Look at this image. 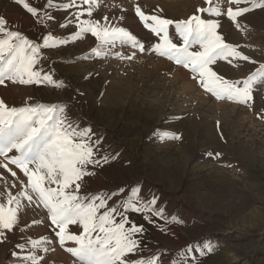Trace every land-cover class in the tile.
Here are the masks:
<instances>
[{"label":"rangeland","instance_id":"obj_1","mask_svg":"<svg viewBox=\"0 0 264 264\" xmlns=\"http://www.w3.org/2000/svg\"><path fill=\"white\" fill-rule=\"evenodd\" d=\"M25 2L38 9L36 17L15 0H0V17L8 30L34 42L42 43L49 33L65 41L42 49L36 65L59 86L5 79L0 99L9 107L66 106L80 128L91 130L93 141H102L98 155L107 153L109 162L89 166L95 174L84 178L80 195H106L122 188L123 195L109 200L117 207L131 197L133 188L145 200L156 197L163 218L153 217L154 224L135 212L126 213L144 228L141 258L155 253L162 264H264V81L254 84L247 103L216 99L194 73L153 51L159 38L135 14L140 6L146 15L180 21L200 15L198 8L220 9L222 15L205 13L202 18L217 21L225 42L254 63L218 58L211 67L229 81L242 82L264 65V7H253L264 0L242 3L240 7L250 10L235 23L226 15L227 8L236 7L229 0H213L211 5L205 0H98L91 18L82 0L67 10L63 5L69 0H52L51 7L48 0ZM79 11L85 12L81 20L100 21L102 26L108 17L110 26L128 30L144 51L121 40L101 46L90 33L72 40ZM169 36L180 43L174 25ZM97 48L100 55L93 52ZM9 167L17 176L0 168V202H6L7 191H21L27 179ZM22 204L17 225L0 236V264H29L22 258L33 252L42 257L40 264H78L65 251L74 244L59 245L58 229L43 205ZM69 231L82 230L70 225ZM43 238L50 241L43 245L47 251L33 249L30 242Z\"/></svg>","mask_w":264,"mask_h":264},{"label":"snow or ice","instance_id":"obj_2","mask_svg":"<svg viewBox=\"0 0 264 264\" xmlns=\"http://www.w3.org/2000/svg\"><path fill=\"white\" fill-rule=\"evenodd\" d=\"M15 2L33 17L38 15V9L25 0ZM212 2L213 0H205L208 5ZM245 2L247 0H229L230 4L236 5L235 8H227L229 20L235 23L238 17L250 10L240 7ZM82 3L89 5L86 15L91 18L92 8L98 6V0H82ZM48 6H52V0H48ZM74 6L78 7L76 0H69L63 5V9ZM257 6L264 7V3L253 4V7ZM197 12L200 15L172 21L156 15H146L140 6L135 7V14L144 27L159 38L160 42L153 46L157 55L190 70L195 74L194 78L199 79L200 86L216 99L247 103L252 99L254 84L258 80L264 81V65L242 82H232L220 76L211 67L218 58L254 61L238 51L237 46L225 42L218 32L220 25L217 21L202 18L205 13L220 16L223 14L220 9L209 6L198 8ZM84 15V11L76 13L78 31L73 34L72 40L90 33L101 46L121 40L130 43L132 48L144 51V45L128 30L110 26L107 23L108 17L103 18L105 23L102 26L100 21L81 20ZM46 18L53 19L52 16ZM172 25L175 26L180 43L173 42L169 36V26ZM61 27L67 25L61 24ZM63 43V39H57L50 33L42 37V43L34 42L19 31L8 30L6 20L0 17V84L7 79L22 85L47 82L59 86L51 75H42L37 71L36 65L42 59V49ZM194 47H198V50L193 51ZM93 52L100 55L99 48ZM133 56L128 58L132 59ZM171 138L179 139L178 136ZM101 143L100 139L92 140L90 129L80 128L68 116L66 106L37 103L34 106L9 107L0 99V158H3L0 160V168L16 177L17 173L9 167L15 166L27 178L26 182H21V191L15 195L7 191L6 202H0V236L4 235V231H12L17 225L18 212L24 208L22 201H27L28 206L34 203L43 205L51 225L58 229L55 237L58 238L59 245L65 248L67 242L74 244L73 247H66L65 251L75 257L78 264H162L161 257L155 253L145 258L138 255L142 248L140 237L144 228L131 222L126 215L128 211H132L142 215L148 223L154 224L153 217L163 218V210L156 207L155 196L145 200L133 188L131 197L124 199L117 207L110 206L109 200L123 195L122 188L106 195H80L84 178L95 174L89 170V166L94 169L109 162L107 153L98 155ZM10 153L13 154L9 155ZM70 225L81 229L80 234L70 232ZM30 243L33 249L42 248L47 251L43 245L50 241L43 238ZM18 247L21 251L24 250L23 245ZM22 259L29 264H40L42 257L33 252Z\"/></svg>","mask_w":264,"mask_h":264}]
</instances>
